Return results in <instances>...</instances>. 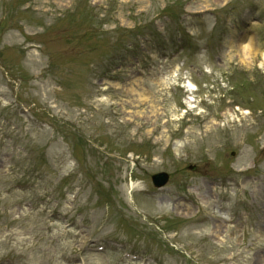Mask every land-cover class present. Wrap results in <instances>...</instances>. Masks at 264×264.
I'll use <instances>...</instances> for the list:
<instances>
[{
	"label": "rangeland",
	"instance_id": "1",
	"mask_svg": "<svg viewBox=\"0 0 264 264\" xmlns=\"http://www.w3.org/2000/svg\"><path fill=\"white\" fill-rule=\"evenodd\" d=\"M263 52L264 0H0V262L264 264Z\"/></svg>",
	"mask_w": 264,
	"mask_h": 264
},
{
	"label": "bare ground",
	"instance_id": "2",
	"mask_svg": "<svg viewBox=\"0 0 264 264\" xmlns=\"http://www.w3.org/2000/svg\"><path fill=\"white\" fill-rule=\"evenodd\" d=\"M238 46H239V50H241L240 52L244 54V56L246 55V57H248L250 55V50L252 48H254V35H249V34H245L244 36H242L240 38V42L238 43ZM263 56H264V52H263ZM173 75H175L173 73ZM164 77H162L161 79H163ZM183 86L186 88V90L190 93V91H193L194 90V85L185 80ZM132 92H135L136 94L139 93V95L142 94V91H136L135 89H131ZM144 91V90H143ZM191 96L188 97L186 103L190 105V101H191ZM138 187V186H137ZM262 230H264V223L262 225ZM263 259H264V256H261Z\"/></svg>",
	"mask_w": 264,
	"mask_h": 264
},
{
	"label": "water",
	"instance_id": "3",
	"mask_svg": "<svg viewBox=\"0 0 264 264\" xmlns=\"http://www.w3.org/2000/svg\"><path fill=\"white\" fill-rule=\"evenodd\" d=\"M158 175H159V174H158ZM164 180H165V179H160V180H158L156 183H158V184H162ZM155 181H156V180H155Z\"/></svg>",
	"mask_w": 264,
	"mask_h": 264
}]
</instances>
